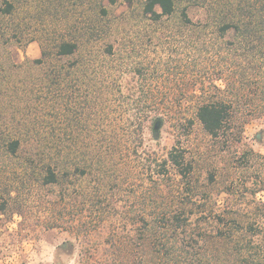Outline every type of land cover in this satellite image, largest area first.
I'll return each mask as SVG.
<instances>
[{"label": "trees", "instance_id": "1", "mask_svg": "<svg viewBox=\"0 0 264 264\" xmlns=\"http://www.w3.org/2000/svg\"><path fill=\"white\" fill-rule=\"evenodd\" d=\"M22 6L14 0L0 1V45L21 43L22 24L13 23ZM129 9H133L131 2ZM194 9L206 12L205 20L194 21L190 17ZM142 11L160 29V36L169 38L167 43L171 45L179 37L184 38L183 44L189 36L194 38L190 43L198 45L209 34L220 38L232 35L228 43L230 51L236 46L240 60L251 57L258 61L264 74V0H145ZM7 21L12 24L5 25ZM101 30L95 25L90 35L75 29L54 38L33 37L28 43L40 42L41 57L27 58L20 65L14 63L11 73L0 71V159L4 164L6 160L19 162L13 179L20 175L30 184L59 189L62 203L73 199L76 223L87 225L88 218L89 223L98 224L94 232L105 231L101 243L105 257L93 256L89 258L91 264H264L263 202L253 201L250 206L255 207L250 209L241 205L218 209L216 195L201 188L186 150L174 147L163 159L155 153L138 151L143 147L147 124L153 123L154 129L162 128L177 107L184 116L182 108L186 102L193 103L194 115L209 136L220 140L235 130L238 143L243 141L246 126L261 118L263 108L241 110L244 104L239 94L233 112L231 103L213 83L211 88L217 92L197 101L147 94L146 76L153 66L151 63L134 66V73L142 78L141 87L132 86L131 92L121 96L115 105V101L107 100L112 97L109 88L116 82L121 89L122 81L119 77L113 80L111 70L123 71L124 62L113 68L108 59L123 51L118 43L116 49L111 33L106 35ZM105 42L106 50L99 52L91 51L87 45ZM194 64L196 68V61ZM25 69H35L36 78L28 80L29 76L25 75L20 84L16 83L14 77H20ZM82 87L86 98L91 99L89 106L94 112L100 107L104 110L105 105L120 112L132 124L123 136L125 142L133 138L141 141L134 151L137 161L133 165L127 168L123 160H116V146L105 148L109 137L99 129L90 136L94 144L79 158L69 109H58L60 118L68 122L66 129L53 127L50 120L55 118L54 114L42 118L45 115L40 113L48 106L52 105L48 110L54 111L55 105L66 96L72 101L70 92L77 89L81 93ZM260 98L264 99V90ZM254 99L249 100L254 102ZM95 114L98 120L99 114ZM188 121L192 127L194 120ZM89 180L94 182L93 188L84 184ZM206 180L208 185H214V174ZM14 184L8 185L4 192L11 195ZM127 187L131 191L126 197L122 192ZM119 202H125L122 208L118 207ZM55 264L65 263L57 258Z\"/></svg>", "mask_w": 264, "mask_h": 264}, {"label": "rangeland", "instance_id": "2", "mask_svg": "<svg viewBox=\"0 0 264 264\" xmlns=\"http://www.w3.org/2000/svg\"><path fill=\"white\" fill-rule=\"evenodd\" d=\"M14 1L23 4L13 23L22 24L19 35L22 40L21 43L11 45L1 43V73H11L14 63L20 65L25 63L27 58L34 60L41 57L40 42L28 43L31 38H54L75 32V29L90 35L96 25L102 29L101 33H111L116 49L118 43L123 51L108 59L112 61L110 66L113 68L124 62L123 71L111 70V73H114L113 80L119 77L122 82L121 89L116 82L110 85L111 88L108 87L109 93L112 94V97L107 99L109 102L115 101L116 105L121 96L131 92L132 86L140 88L142 78L134 73V66L139 63H151L153 66L146 76L147 94L197 101L217 92L211 88L213 83L221 90V96L231 103L233 112L237 107L239 94L240 101L244 104L241 110H264V99L260 98L264 90L263 69L260 63L251 57H243L240 60L236 46L230 51L228 43L232 40V35L220 38L216 37V34H209L203 37L198 45L190 43L194 38L186 37L187 41L183 44L184 38L179 37L171 45L167 43L169 38L160 36V29L143 15L142 4L145 0ZM130 2L133 9H129ZM206 16V12L200 9L190 11V17L194 21L205 20ZM114 20V24L109 23ZM8 24L12 22L7 21L5 25ZM208 32L212 33L213 30L208 29ZM87 45L93 52L106 50V42L104 45ZM133 61L136 63L132 64ZM194 61L197 63L196 68ZM154 68L157 70L154 71ZM33 73H36L35 69H25V73L20 77L17 75L14 80L20 84L25 75L29 76L28 80H34L36 76ZM102 88L105 90V85ZM70 93L73 94L72 101L66 96L63 102L55 105L54 111H49L52 105L48 106L49 110L40 113L45 115L42 118L48 119V116L54 114L55 118L50 120L53 127L58 130L66 129L68 122L65 118H60L58 109H69L70 126L75 131L79 158L94 144L90 136L99 129L105 131V136L109 137L105 148L116 146V160H123L127 168L133 165L137 161L134 151L141 141L133 138L125 142L123 136L132 124L127 122L120 112L109 110L105 105L104 110L94 107V112L89 106L91 99L86 98L85 87H82L81 93L77 89ZM252 97L255 98L254 102L249 100ZM193 107L192 102H186L182 108L185 109L184 116L179 114L182 110L177 107L162 128L154 129L153 123L147 124L143 147L138 148V151L155 153V156L163 159L174 147L186 150L188 157L193 161L201 188L216 195L218 209L225 205H241L250 209L255 207L254 204L250 206L253 201L264 203V111L261 118L246 126L243 141L238 143L235 130L224 134L220 140L209 136L197 121ZM95 113L99 114L98 120L95 119ZM190 118L194 120L192 127L189 126ZM119 149L122 153H119ZM18 165V161L6 160L4 164V160L0 159V264H55L57 258L62 259L65 264H91L89 258L93 256L103 259L105 247L101 243L105 240V231L100 229L94 232L98 224H91L92 221L89 223L88 218L87 225L76 223L74 218L77 209L72 204L73 199L62 203L59 189L44 188L35 182L30 184L20 175L14 180L13 171ZM210 174L215 176L212 186L208 185L206 180ZM12 183H15V188L9 195L4 189ZM84 184L88 188L95 186L90 180ZM128 187L122 192L126 197L131 191ZM126 197L121 199L126 200ZM115 200L119 199L116 197ZM124 203L119 202L118 207L122 208ZM3 206L5 212L2 211Z\"/></svg>", "mask_w": 264, "mask_h": 264}]
</instances>
